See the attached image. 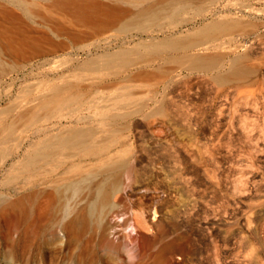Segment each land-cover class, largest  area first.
I'll return each mask as SVG.
<instances>
[{
	"label": "rangeland",
	"instance_id": "374dc122",
	"mask_svg": "<svg viewBox=\"0 0 264 264\" xmlns=\"http://www.w3.org/2000/svg\"><path fill=\"white\" fill-rule=\"evenodd\" d=\"M103 14L93 3L87 13L72 0L44 3L32 23L66 46L42 40L45 52L4 55L0 138L12 154L0 160V264H264V0H192L181 18L142 31L107 27ZM215 19L237 23L179 50L103 59ZM197 56L214 61L200 67ZM236 60L244 73L219 79ZM43 126L98 129L108 159L93 155L62 220L59 197L35 179L27 245L21 160ZM102 179L108 195L90 212Z\"/></svg>",
	"mask_w": 264,
	"mask_h": 264
},
{
	"label": "bare ground",
	"instance_id": "6f19581e",
	"mask_svg": "<svg viewBox=\"0 0 264 264\" xmlns=\"http://www.w3.org/2000/svg\"><path fill=\"white\" fill-rule=\"evenodd\" d=\"M52 0H0V74L7 67L4 62V55L8 54L12 58L27 57L29 54L28 48H36L34 51L42 49L41 41H49L52 46L51 50H56L57 47H65L66 44L57 41L54 35L47 30H43L32 23L33 13L44 3H50ZM58 1V0H54ZM79 10L84 13L90 11L91 3L102 5L104 9L103 15L95 16L96 19L106 25L117 26L120 31H127L132 28L145 30L152 25H159L161 19L166 18L169 21H175L181 18V14L190 6L192 0H72ZM237 22L235 20L215 19L210 20L206 24L200 26L193 34L182 37L167 36L157 41L140 42L138 46L133 48H120L115 51L107 52L103 55L106 63L120 61L128 63L131 61V55H138L145 51L158 53L166 50H179L189 47L197 40L199 36L212 35L218 31L229 28ZM38 32L39 34H36ZM49 51V50H48ZM214 61L213 56H197L194 63L200 67H210ZM93 59H87L85 64L93 63ZM12 66L9 65L8 67ZM10 69V68H9ZM14 69V68H13ZM12 70V69H10ZM244 69L234 62L230 70L225 74H216L221 80L226 79L228 75H241ZM68 86V84H67ZM62 93V88L53 87V98L56 100V105L61 106L63 100L59 95ZM31 99V98H30ZM28 99V100H30ZM49 98H42L43 103H46ZM16 105L9 107V111L13 110ZM18 113L21 117L24 113ZM46 119V115L43 116ZM15 130L13 125H10V134ZM98 129L71 127L68 132L63 134L54 133L48 135L45 126L41 128L42 137L37 142V145L29 151V153L21 160V166L24 170L25 183L27 184V201L26 206V242L29 245V233L32 227L31 214V190L38 187L39 181L48 183L51 187V193L54 197H59L57 210L62 213L61 219L66 218L71 208L67 201L68 195L79 192L84 183L89 178L85 173L91 165V159L96 156L97 162L105 164L108 157L103 153L104 146L97 141V135H100ZM8 138H0V160L12 154V150L4 148V142ZM107 168L105 167L103 171ZM100 173V174H101ZM37 175V178L34 177ZM39 180L37 182V180ZM114 186L116 184L114 183ZM96 196L89 203V211L94 212L101 201L108 195L106 183L104 180L97 182L95 186ZM39 211H42L41 203L36 200L35 203Z\"/></svg>",
	"mask_w": 264,
	"mask_h": 264
}]
</instances>
